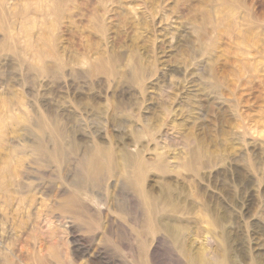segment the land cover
Here are the masks:
<instances>
[{"label": "rangeland", "instance_id": "374dc122", "mask_svg": "<svg viewBox=\"0 0 264 264\" xmlns=\"http://www.w3.org/2000/svg\"><path fill=\"white\" fill-rule=\"evenodd\" d=\"M0 264H264V0H0Z\"/></svg>", "mask_w": 264, "mask_h": 264}, {"label": "bare ground", "instance_id": "6f19581e", "mask_svg": "<svg viewBox=\"0 0 264 264\" xmlns=\"http://www.w3.org/2000/svg\"><path fill=\"white\" fill-rule=\"evenodd\" d=\"M225 8H226V7H225ZM242 11H243V10H242ZM228 13H229V12H228ZM221 15H222V14H221ZM234 17H235V16H234ZM250 18H251V17H250ZM234 19H235V18H234ZM234 19H233V21H235ZM238 19H239V18H238ZM229 21H230V20H229ZM238 21H239V20H238ZM250 21H251V20H250ZM231 22H232V21H231ZM251 22H252V21H251ZM236 23H237V22H236ZM220 24H221V23H220ZM223 24H224V23H223ZM229 24H230V23H229ZM233 24H234V23H233ZM233 24L231 25V27L234 26ZM243 25H244V24H243ZM219 26H220V25H219ZM221 26H222V24H221ZM259 26H260V25H259ZM254 29H255V28H253V30H254ZM243 30H244V29H243ZM236 31H237V29H236ZM260 31H261V30H260ZM260 31H259V32H260ZM228 32H229V31H228ZM253 32H254V31H253ZM228 35H229V34H228ZM246 36H247V35H246ZM249 36H250V35H249Z\"/></svg>", "mask_w": 264, "mask_h": 264}]
</instances>
